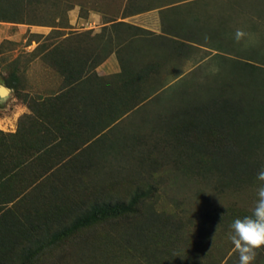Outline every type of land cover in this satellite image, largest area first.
<instances>
[{"label": "trees", "instance_id": "obj_1", "mask_svg": "<svg viewBox=\"0 0 264 264\" xmlns=\"http://www.w3.org/2000/svg\"><path fill=\"white\" fill-rule=\"evenodd\" d=\"M210 2L109 0L105 5L114 9L105 14L110 25L101 34L86 31L55 43L49 36L33 52L58 73L61 87L22 95L25 87L10 73L6 85L29 101L32 114L20 118L16 133L0 130V264L227 263L213 247L201 248L217 238L204 231L214 235L252 207L211 205L196 223L184 221L175 206L158 199L154 171L171 163L218 190L256 183L264 168V65L255 62L264 56L235 40L243 15L259 29L249 14L264 19V0H228L224 14L221 6L209 10ZM76 5L100 11L85 0H0V22L55 28ZM154 10L160 33L117 22ZM200 46L214 52L220 67L213 76L197 66L208 58L196 56ZM113 53L121 72L98 75ZM172 60L179 67L167 68ZM187 62L196 66L188 80L181 70ZM201 74L204 82L194 79ZM70 95L78 101L60 107L57 101ZM151 103L157 107L149 118L144 105ZM136 113L148 131L135 125L117 138V125ZM123 156L126 164L154 172L99 182V159ZM258 255L264 264V251Z\"/></svg>", "mask_w": 264, "mask_h": 264}, {"label": "rangeland", "instance_id": "obj_2", "mask_svg": "<svg viewBox=\"0 0 264 264\" xmlns=\"http://www.w3.org/2000/svg\"><path fill=\"white\" fill-rule=\"evenodd\" d=\"M85 1H88V5L90 7L97 2L98 10L100 11L96 12L94 10H91L89 12H86L88 10L87 9L86 11L82 12L81 6L76 5L74 9L69 11L67 19H65L64 21L62 20L58 27L55 28L49 26L10 24L0 22V84L6 85L5 80L6 78H10V73L12 71L16 72L20 80V86H23V88L25 87L22 91V95L23 93L35 95L36 92L49 90L52 86L54 87V85H57L58 82L60 83L62 79L58 75V73L53 68H51L48 63L46 64L42 60V55L40 53L33 52L40 44L45 42V40L49 36L51 37V39H49L48 42L50 41V43H55L62 41L67 37H73L74 35H78L86 31H92L93 36L101 34L103 29V27H101V24L110 21V16L107 15L110 14V12L113 11L114 8L113 6H109L108 4L105 5L109 0H106V3L104 2V0ZM211 1L212 2L208 3L209 10L212 11L213 6L217 5L222 7L220 11L223 12V14L227 11H230V8H228V5H226L228 4V0ZM101 3L103 6H105V8L100 7ZM119 4L120 2L118 3V6ZM208 4L206 3V6H208ZM247 6H249V2L247 3ZM104 9L107 12H101L104 11ZM106 13L107 15H105ZM98 15H101V18ZM249 15L254 16L258 23H260L255 24L259 27V29L254 26V23L246 22L244 18H246L247 15H243V17L241 18L239 17L238 22H243L244 26L240 25L241 27H237V25H235V30L240 29L247 33V35L243 38L245 41V49H248L249 46L256 49H261L260 54L263 57L264 19L258 18L259 14H257L256 12H253V14L250 13ZM158 18L160 20V23L157 22V20L155 23H152L150 20H148V22L143 18H139L138 21L135 20V23L148 26L151 29L157 28V30L161 32V18L160 16ZM101 39L105 43L107 37H105V39L104 37H101ZM101 39H96L98 45H100ZM241 48L244 49L243 44ZM213 53L209 54V52L204 50L203 46H200V49L198 51H195L196 56H208V58L204 62L197 64L198 67L204 66V69H206V74H208V76H213L216 74V72L214 73L212 71L214 67H220L216 63L217 60H214L212 55ZM232 57L234 59V55ZM108 60L109 58L107 59V61ZM261 60L264 61V57ZM255 62L260 65H264V62ZM175 63L179 67L178 63L172 60L171 62H169L167 68L170 67L171 64ZM195 67L196 66L191 62L184 63V65L182 64L181 70L185 71L187 80L191 79L192 76L195 75L192 74V76H190L191 73H189L191 70L195 69ZM114 72H116V68L112 67V65L109 64V66L105 68L102 75H113ZM202 78H204V76L201 74L197 75L194 79L204 82V79ZM183 84L186 85V83ZM16 95L18 96V94H16V91L12 89L11 95H9L6 100H0V129L3 128L10 131L16 128L17 114L21 112L20 107H18L19 104H21V99ZM166 96H171V92L166 94ZM144 107L147 110L148 117L150 118L152 115V111L155 110L157 106L151 103L150 105L145 104ZM147 115L144 111V116ZM143 118L144 117H141L140 113H136L135 115L123 120L120 124L117 125V129L115 131L116 137L120 138V136L131 134L135 125L140 127L141 133L147 132L148 128L146 129L145 127L147 123L145 124L141 122L142 120H144ZM260 152L264 154V147L260 149ZM120 158L122 157H119V161L118 159H115L113 157H108V159H99V163L97 164V167L100 171L98 177L99 182L107 181L108 178H110L114 174L118 179L119 177H121V175H125L128 177H141L144 176L143 173L145 171V174L147 175H150L151 172L155 171L158 174V181L161 187L159 189L160 194L158 196V199H160L161 202L165 201L171 203V209L173 208V206H175L184 221H188L192 218V222L196 223L198 217L202 216L201 210H203V208H210L211 205L216 204L221 205L225 208L241 210L244 208L248 209L253 206L254 200L256 198V188L258 182L252 183L251 181L249 183H241V186L239 185L238 188L232 187L213 190L212 181H204L203 179H200V176H195L194 179L199 180V183H197L196 180L187 178L186 174H184L183 171L176 170V168L171 165V163L170 165H168V167L161 165L160 167H156V169L152 171L148 170L149 166H147V170L145 168L142 169L138 163L126 164L128 160L127 156H123V159ZM123 164H125L126 166H124L125 168L123 167L124 169L121 173L120 170L122 169ZM158 212L160 214L162 213L159 210ZM217 230L218 232H215L214 235L212 230H207L206 232L204 231L203 236H206L205 234L208 233L209 236L212 235L217 238H215L216 240H214V242L212 241V243L211 240L210 242L208 241L209 244L206 241L208 245L206 244V246H203L202 244L201 248H204V250H206L209 246H211L213 247L212 249L215 254H218V256L224 259L227 257L225 259V261L227 262L226 264H238V253L235 251L233 245L227 238V233L230 231V227L221 226ZM197 240L198 239H196V241ZM228 244H230V246L232 245L233 247L230 252L227 250V248L224 247ZM263 251L264 250H261L260 252ZM260 259L261 256L258 255L255 264H260Z\"/></svg>", "mask_w": 264, "mask_h": 264}, {"label": "clouds", "instance_id": "obj_3", "mask_svg": "<svg viewBox=\"0 0 264 264\" xmlns=\"http://www.w3.org/2000/svg\"><path fill=\"white\" fill-rule=\"evenodd\" d=\"M246 35L237 29L235 40L239 42ZM212 71L218 72L219 68L214 67ZM256 181V198L250 214L234 219L227 233V238L238 253V264H255L259 252L264 250V168L257 172Z\"/></svg>", "mask_w": 264, "mask_h": 264}, {"label": "crops", "instance_id": "obj_4", "mask_svg": "<svg viewBox=\"0 0 264 264\" xmlns=\"http://www.w3.org/2000/svg\"><path fill=\"white\" fill-rule=\"evenodd\" d=\"M159 14H160L159 10H154V11H151V12L142 13V14L135 15V16H130V17H127V18H124V19L120 18L117 22L128 23V24H131V25H135V26H138V27H141V28H144V29L151 30V31L159 33L160 31H158L157 28L156 29H151L148 26H144V25L135 23V20L138 21L139 18H143L146 21L150 20L152 23H155L156 20H157V22L160 23V20L158 18L160 16ZM98 16L101 18V15H98ZM156 17H157V19H156ZM107 25H109V24L103 23V24H101V27H104V26H107ZM109 64H111L112 67L116 68V72H114V74L121 72V65H120V62L118 60L117 54L113 53L111 56H109V60L108 61L106 60L104 63H102L96 69V72L98 73V75L103 76L102 74H103L105 68L107 66H109ZM62 85H63V83L61 81L60 83L58 82L57 85H54V87L52 86L50 89H56V88L58 89ZM64 87H65V90L68 89V87H66V85H64ZM69 88H71V86ZM75 96H71L70 95V97H72V98H70V97H69L70 99L69 98H65L63 101H57V102L60 105V107L63 106V103L66 106H69V105L71 106V104L73 105L75 103V101H78L77 100L78 98H75ZM28 102H29L28 100H26V101L25 100L24 101L21 100V102H20L21 104H19V106H18V107H20L21 112L19 114H17V125H16V128L14 130H10V131L7 130V129L1 128L0 129L1 131L5 132V133H13V134L18 131L20 118L23 115H25V114H32V109L30 108ZM78 104L80 105L81 103H78Z\"/></svg>", "mask_w": 264, "mask_h": 264}, {"label": "water", "instance_id": "obj_5", "mask_svg": "<svg viewBox=\"0 0 264 264\" xmlns=\"http://www.w3.org/2000/svg\"><path fill=\"white\" fill-rule=\"evenodd\" d=\"M12 89L6 85L0 84V100L4 101L9 95H11Z\"/></svg>", "mask_w": 264, "mask_h": 264}]
</instances>
